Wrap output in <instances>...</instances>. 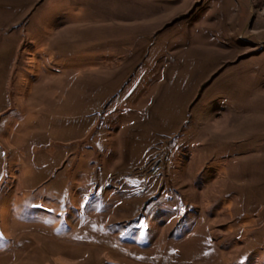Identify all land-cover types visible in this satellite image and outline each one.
Wrapping results in <instances>:
<instances>
[{"label":"rangeland","instance_id":"1","mask_svg":"<svg viewBox=\"0 0 264 264\" xmlns=\"http://www.w3.org/2000/svg\"><path fill=\"white\" fill-rule=\"evenodd\" d=\"M252 9L0 0V264H264Z\"/></svg>","mask_w":264,"mask_h":264},{"label":"crops","instance_id":"2","mask_svg":"<svg viewBox=\"0 0 264 264\" xmlns=\"http://www.w3.org/2000/svg\"><path fill=\"white\" fill-rule=\"evenodd\" d=\"M251 2H252V5H253V9H254V7L255 6H259V1L258 0H251ZM253 9H252V11H253ZM260 16V15H259ZM254 17H257V16H254ZM261 17V16H260ZM261 18H263V17H261ZM255 19V18H254ZM264 19V18H263ZM262 30H264V29H261V30H257V29H254V30H252V28L250 29V33H249V37H246V36H240V40L241 41H243V42H246V46H244V45H242V46H244V47H246V48H249V46L251 47V49H255V48H253L254 47V45L257 43V42H254V41H250L251 39V37H256V35L258 34L259 35V33H260V31H262ZM233 34H235V33H233ZM258 35H257V37H258ZM259 39V38H258ZM257 39V40H258ZM258 41H260V40H258ZM236 45V48H234V51L235 50H239V48H244V47H242L241 45H239V44H235ZM252 45V46H251ZM250 50H247V49H243L242 51H240L241 53H245V52H249ZM251 51H253V50H251ZM239 52V51H238ZM239 52V53H240ZM240 55V54H239ZM236 59V58H235ZM234 59V57H233V60H235Z\"/></svg>","mask_w":264,"mask_h":264},{"label":"built area","instance_id":"3","mask_svg":"<svg viewBox=\"0 0 264 264\" xmlns=\"http://www.w3.org/2000/svg\"><path fill=\"white\" fill-rule=\"evenodd\" d=\"M259 6H255L253 9V15L257 16L260 15L264 18V0H258Z\"/></svg>","mask_w":264,"mask_h":264}]
</instances>
